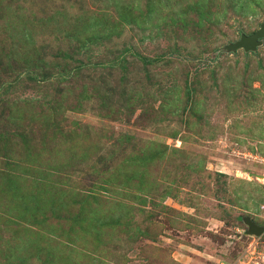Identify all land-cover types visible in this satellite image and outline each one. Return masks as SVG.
<instances>
[{
    "label": "rangeland",
    "instance_id": "rangeland-1",
    "mask_svg": "<svg viewBox=\"0 0 264 264\" xmlns=\"http://www.w3.org/2000/svg\"><path fill=\"white\" fill-rule=\"evenodd\" d=\"M263 22L0 0V264H264V41L227 50Z\"/></svg>",
    "mask_w": 264,
    "mask_h": 264
},
{
    "label": "water",
    "instance_id": "water-1",
    "mask_svg": "<svg viewBox=\"0 0 264 264\" xmlns=\"http://www.w3.org/2000/svg\"><path fill=\"white\" fill-rule=\"evenodd\" d=\"M264 41V22L260 24L259 28L250 35H241L239 40L227 46L228 51L235 52L243 50L244 52H254ZM248 232L256 235H261L264 228L258 227L253 223H248Z\"/></svg>",
    "mask_w": 264,
    "mask_h": 264
},
{
    "label": "trees",
    "instance_id": "trees-1",
    "mask_svg": "<svg viewBox=\"0 0 264 264\" xmlns=\"http://www.w3.org/2000/svg\"><path fill=\"white\" fill-rule=\"evenodd\" d=\"M150 1H151V0H150ZM56 53H58V50H56L55 54H56ZM11 55H12V52H11ZM60 56L63 57L62 51H61ZM9 57H10V56H9ZM9 57H7V59H9ZM7 61H8V60H7ZM250 99H251V98H250ZM250 99L246 100V103L250 104V103L252 102V99H251V102H249ZM14 117H15V116H14ZM4 189H7V187H3V190L1 189V191L4 192ZM11 195L14 196V197H16V199H19V197L15 196V194H11ZM27 198H28V196H27ZM39 215H40V214L37 215V218H39ZM39 220H40V222H42V219H39Z\"/></svg>",
    "mask_w": 264,
    "mask_h": 264
},
{
    "label": "built area",
    "instance_id": "built-area-1",
    "mask_svg": "<svg viewBox=\"0 0 264 264\" xmlns=\"http://www.w3.org/2000/svg\"><path fill=\"white\" fill-rule=\"evenodd\" d=\"M261 160L264 162V157H263V158H261Z\"/></svg>",
    "mask_w": 264,
    "mask_h": 264
}]
</instances>
